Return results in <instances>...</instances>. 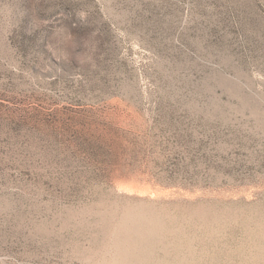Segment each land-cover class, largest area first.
<instances>
[{
  "label": "rangeland",
  "instance_id": "rangeland-1",
  "mask_svg": "<svg viewBox=\"0 0 264 264\" xmlns=\"http://www.w3.org/2000/svg\"><path fill=\"white\" fill-rule=\"evenodd\" d=\"M0 264H264V0H0Z\"/></svg>",
  "mask_w": 264,
  "mask_h": 264
}]
</instances>
